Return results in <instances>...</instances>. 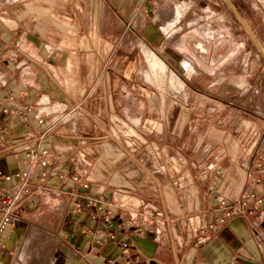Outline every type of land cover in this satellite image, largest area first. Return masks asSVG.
Here are the masks:
<instances>
[{"label":"crops","instance_id":"1","mask_svg":"<svg viewBox=\"0 0 264 264\" xmlns=\"http://www.w3.org/2000/svg\"><path fill=\"white\" fill-rule=\"evenodd\" d=\"M179 1L89 0L90 10H79L86 28L65 12L58 16L74 24L43 15L32 31L0 29V101L11 98L9 113L0 109V172L24 170L27 151L45 133L53 154L49 179L34 189L38 204L18 209L6 232L0 264H109L118 257L121 240L89 244L91 223L74 213L70 195L82 190L58 179L63 168L91 182L115 222L141 229L121 234L130 244L121 264H264V205L208 231L206 240L196 236L217 217L215 195L242 198L264 176V78L252 75L258 62L243 60V74L217 81L215 94L189 93L201 64L191 44L204 38L187 33L186 9H172ZM131 34L147 43L149 66L156 55L146 77L139 75L141 47L125 39ZM157 61L165 74L159 63L156 74ZM199 98L213 102L212 117L226 118L219 145L205 147L188 121L189 112H200L188 102Z\"/></svg>","mask_w":264,"mask_h":264},{"label":"rangeland","instance_id":"2","mask_svg":"<svg viewBox=\"0 0 264 264\" xmlns=\"http://www.w3.org/2000/svg\"><path fill=\"white\" fill-rule=\"evenodd\" d=\"M62 1L65 4L61 3ZM230 1L235 5L255 35L258 34L263 39L264 0H261L260 3L258 2L256 7L255 3L258 0ZM80 7L84 8L86 14L91 8L89 0H0V29L2 30L5 24H10L13 28H19L22 25L24 27H22V30L32 31L37 25L34 19L43 15H49L50 17L54 15L55 19H59L55 21L59 26L65 27V24L72 25L77 21L79 24H84L86 28L89 21H80L82 18V13L79 12ZM178 7L186 9L185 20L182 25L187 27V33L194 34L193 32L197 30L196 32L204 38L201 42L194 40L192 44L190 43L193 54L196 55L197 53L201 64L198 71L199 74H193L188 80L187 91L189 93L215 94L218 92V87L214 85L217 81L231 76L238 77L243 74L241 64L243 60L250 64L251 62H258V66H252L254 71L252 75L256 79L260 75L264 78V75L261 74L262 71L259 69V66L264 67L263 55L224 0H180L172 6V9L175 11ZM65 12L70 13L76 21L64 20V18L58 16L66 15ZM195 19H197L198 25L192 28L189 27V24L194 22ZM127 38L129 42L133 41L135 45L141 47L139 49L143 60L142 66H145V68L141 70L139 75L146 77L147 72L152 74L148 59L142 49L143 46H147V43L141 37L132 34L125 39ZM211 42L215 43L211 44ZM3 53L4 48L0 45L1 57H3ZM234 54H236V66L234 69L228 68L226 61ZM176 73L180 77V74ZM256 83L258 84L259 81ZM153 88L154 91H159L157 86ZM172 88L174 89V87ZM173 89L172 91L174 92L176 89ZM212 105L213 102L206 98L188 102L189 110L196 109V106L200 109L197 117L189 112L188 121L194 128H197L205 147L212 143L219 145L227 137V132H223L226 129V118L220 117V119H216V117H212L210 110ZM219 109L223 110V107L219 105Z\"/></svg>","mask_w":264,"mask_h":264},{"label":"built area","instance_id":"3","mask_svg":"<svg viewBox=\"0 0 264 264\" xmlns=\"http://www.w3.org/2000/svg\"><path fill=\"white\" fill-rule=\"evenodd\" d=\"M1 92V88H0ZM6 97L4 102L0 101L2 113H9L8 101ZM39 123L43 124L44 119L38 118ZM47 133L39 138V142L26 153L27 167L24 170L15 171L9 174L0 172V255L6 256L3 243L8 228L17 219V211L20 208H28L38 204L39 195L35 192V186L44 183L51 175L53 154L44 147V139ZM38 168L41 171L38 172ZM58 179L61 182L70 180L75 186L82 190L81 193H70L74 198L73 211L81 217L87 218L91 226L85 227V234L92 247H102L107 241H120V253L118 257L109 259V264H121L125 259L126 252L130 244L126 239H120L123 236H135L141 234V229H134L131 221L115 222L110 214L107 213V202L105 198H97L92 195V184L78 174H71L68 168H63L58 173ZM256 189L247 192L242 198H226L219 195L214 196L218 202L220 210H217V217L207 227H202L197 231L196 236L206 240L208 231H213L218 225H225L227 222L238 217L252 214L254 205L263 206L264 197L260 195L259 187L264 189V176L255 180ZM148 205L144 206V209ZM187 226H190V220H187ZM134 229V230H133ZM204 240H200L203 242Z\"/></svg>","mask_w":264,"mask_h":264},{"label":"water","instance_id":"4","mask_svg":"<svg viewBox=\"0 0 264 264\" xmlns=\"http://www.w3.org/2000/svg\"><path fill=\"white\" fill-rule=\"evenodd\" d=\"M224 2L228 5V7L231 9V11L235 14V16L237 17V19L243 25V27L245 28L246 32L250 36L251 40L253 41V43L257 47V49L260 51V53L264 57V49L261 47V45H260L259 41L257 40L254 32L251 30V28L249 27V25L247 24V22L244 20V18L240 14V12L237 10V8L233 5V3L230 0H224Z\"/></svg>","mask_w":264,"mask_h":264},{"label":"bare ground","instance_id":"5","mask_svg":"<svg viewBox=\"0 0 264 264\" xmlns=\"http://www.w3.org/2000/svg\"><path fill=\"white\" fill-rule=\"evenodd\" d=\"M157 58H158V57H157ZM152 60H153V61L156 60V55L152 54V55L149 57V63H150V66H151L152 63H153ZM158 60H159V59H158ZM158 63L161 64V65H160V66H161V72H163V73L165 74V73L167 72V67H164L165 64H162V63H160V62H158V61L156 62V66L154 65V66H155V69H154V70H156V72H157V69H158V67H159V64H158ZM165 66H166V65H165ZM158 71H159V70H158ZM156 72H155V73H156ZM161 72H160V73H161ZM158 73H159V72H157L156 74H158ZM163 73H161V74H163ZM166 76H167V74H166ZM158 77H159V75H158ZM160 78H161V77H160ZM173 78H174V77H173ZM161 80H162V79H161ZM167 80H168V79H167ZM170 82H171V81H170ZM171 85H172V83H171ZM172 86H173V85H172ZM173 87H174V86H173Z\"/></svg>","mask_w":264,"mask_h":264}]
</instances>
